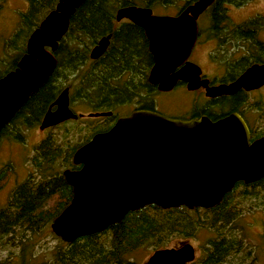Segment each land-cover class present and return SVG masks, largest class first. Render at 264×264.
I'll return each mask as SVG.
<instances>
[{
    "label": "water",
    "instance_id": "1",
    "mask_svg": "<svg viewBox=\"0 0 264 264\" xmlns=\"http://www.w3.org/2000/svg\"><path fill=\"white\" fill-rule=\"evenodd\" d=\"M85 0H58L29 34L16 67L0 77V130L34 94L56 66L54 51L69 20ZM215 0H196L177 16L154 15L146 6L127 5L115 20L127 19L144 29L153 63L147 82L170 91L178 81L187 90L204 88L206 97L234 94L264 85V64H252L229 83L208 85L201 68L188 61L195 44L196 19ZM110 34L98 39L89 57L97 59ZM111 111L89 112L88 117ZM69 106V89H62L43 113L39 129L83 117ZM77 169L62 170L72 188L70 202L50 223L63 242L101 232L129 211L154 204L161 208H209L219 203L238 181L264 177V134L251 140L238 112L215 120L207 116L178 119L149 109L118 116L105 131L96 132L72 155ZM194 260L188 242L154 250L144 264H187Z\"/></svg>",
    "mask_w": 264,
    "mask_h": 264
},
{
    "label": "trees",
    "instance_id": "2",
    "mask_svg": "<svg viewBox=\"0 0 264 264\" xmlns=\"http://www.w3.org/2000/svg\"><path fill=\"white\" fill-rule=\"evenodd\" d=\"M26 1L27 9L20 14V25L7 42L9 47H14L16 39L22 37L25 31L31 32L37 27L58 0ZM176 1L85 0L71 16L67 32L54 52L57 60L54 71L0 130V135L11 126L17 128L23 124L39 123L38 119L66 87L69 89L70 107L78 110L79 106H83L90 112L112 111L118 105L133 102L138 103L134 108L151 109V102L147 99L157 92L147 82L153 63L152 56L141 29L129 22L116 23L115 12L121 6L153 8L158 5L168 6ZM247 1L215 0L212 4L213 20L217 19V11L225 8V4L238 6ZM248 23L253 21L249 20ZM108 34L111 37L105 52L97 59H91L90 47ZM24 52L23 43L19 57ZM237 98L238 94L231 98V102L227 101L232 109H235ZM113 116L100 118L103 122L91 125V133L79 142L69 143L66 133L63 141L48 135L38 143L30 158L35 173L30 172L13 189L6 205L0 209V244H13L17 247L15 241L10 242L14 235L23 237L29 233L32 237L23 243L19 242L17 259L10 254L13 251H9L8 255L0 259V264H138L134 259L138 249L149 247L154 251L166 248L172 237H193L206 227L217 236L209 239L204 256L188 264H234L232 258L237 259L235 263L244 264L250 257L251 248L245 242L248 237L244 236L240 219L235 217L237 212L233 202L237 199L238 202L242 201L241 206L246 203L248 209H252L255 206L254 200L259 199L264 209V177L247 184L236 182L219 203L209 208L189 209L179 206L164 209L154 204L145 205L127 212L121 220L101 232L78 237L70 243L60 240L48 258L27 255L28 249L37 244L32 239L42 233L45 227L49 228L53 218L70 202L72 188L64 180L62 170L79 168V165L72 163L74 151L96 132L107 130L116 119ZM263 134L264 131L260 130L253 133L251 138ZM17 136L18 131L15 134ZM6 168L9 166L0 170V180ZM238 188H241L238 194L233 195Z\"/></svg>",
    "mask_w": 264,
    "mask_h": 264
},
{
    "label": "rangeland",
    "instance_id": "3",
    "mask_svg": "<svg viewBox=\"0 0 264 264\" xmlns=\"http://www.w3.org/2000/svg\"><path fill=\"white\" fill-rule=\"evenodd\" d=\"M184 5L185 1L177 0L175 3L168 6H154L153 12L157 15H169L177 10V7L180 8ZM224 6L225 8L222 9V11L221 8L217 11L218 16L217 19L215 18L214 20L212 11L210 12V8H207L199 16L198 23L200 25L209 22L241 23L249 22V20H252L253 23H264V0H248L238 6L231 4H225ZM26 9V0H2V6L0 8V77L12 69L15 60L20 58L19 50L22 48L23 43L24 47L26 45L27 38L30 34L29 31H25L22 37L16 39L15 46L17 45V47H9L7 44L8 40L20 25V14ZM116 23L119 22L116 21ZM27 33L28 35H26ZM225 46L220 47L219 50L213 51L212 62L205 58L203 54L196 56L197 54H195V52L191 55V60L201 66L203 74L207 77L211 78L217 76L220 72L218 68L220 66L218 64L226 61L230 62L229 66H232L231 63L234 62L237 56L234 55L231 47L225 48ZM92 47H90V50ZM241 58L238 59L236 63H233L232 67H237L236 65H238V67L245 66L248 58L246 56H241ZM232 67L228 70L232 71ZM243 97L245 99V103H243L245 106L244 111L248 110L247 115L252 127H254L256 132L260 130L264 131V89L258 93H250ZM193 98L195 99L192 100ZM147 100H150L154 108L165 114H184L187 113V109L191 107V102L200 106L205 102L204 98L199 94L190 93L186 89L180 88L173 89L171 92H155ZM137 104L138 103L133 102L129 105H118L112 110L113 117L126 115ZM70 108L76 113L84 114V116L79 117V119H69L74 121H66L62 123L61 126L54 127L56 126L54 125L41 130L39 129V124L42 115L38 119L39 123L37 124H23L17 128L11 126L0 135V170L5 168V166H9V168L4 169L3 177L0 180V209L6 205L13 189L23 182L30 172L33 174L35 173L30 163V158L34 155L35 147L43 138L50 135L51 137H58V140L63 141V136L67 133L66 140L69 143L79 142L91 133V125L103 122V120L100 119L102 117H88L86 114L90 111L89 109L83 108V106H79V110L73 106ZM79 128L80 130L78 131ZM17 131L18 136L15 137ZM240 189L241 188L236 189L233 195H237ZM241 204L242 201L238 202L237 199H234L233 206L237 212L235 217L237 216L236 219H240V224L245 233L244 236L248 237L245 242L248 244V247L251 248L249 252L250 257L245 260L244 264H264V209L261 205L262 203L259 199L254 200L255 206L252 207V209H248L249 205L246 203H244L246 204L245 206L243 204L244 207L241 206ZM200 212L202 214V210H200ZM236 233L239 234L240 231H236ZM216 236L217 234L215 232L206 227L203 230H199L193 237L178 235L172 237L168 247H175L182 242H188L194 247L196 259H198L204 256L209 239ZM31 237L29 233H26L23 237L14 235L13 240L10 242L12 243L15 241L17 247L13 244H0V259L8 255L9 251H13L10 254H13V257L17 259L16 255L19 254V242L23 243L24 240L31 239ZM60 240V238L53 234L50 226L49 228L45 227L42 233L37 234L35 239H32V241L35 243L37 242V244L28 249L29 252L27 255L35 254V258L39 256H41V258L43 256L48 258L50 256V251L60 243ZM152 252L153 250L149 247L140 248L134 253V259L138 264H144ZM232 261L234 264H237L235 263L237 261L236 258H232Z\"/></svg>",
    "mask_w": 264,
    "mask_h": 264
},
{
    "label": "flooded vegetation",
    "instance_id": "4",
    "mask_svg": "<svg viewBox=\"0 0 264 264\" xmlns=\"http://www.w3.org/2000/svg\"><path fill=\"white\" fill-rule=\"evenodd\" d=\"M183 1H185V5L181 6L180 8L177 7V10H175L172 14H169L170 16H177L188 5L192 4L196 0H190L189 3L187 2L188 0H183ZM208 8H210V12L213 10L212 5L209 6ZM222 9L224 8H221V11ZM151 11H152V14L157 15L153 12V8H151ZM200 15L201 14H199L196 19V22H197L196 40L191 50V53L188 57V61H191L197 64L196 62L191 60V55L193 54V52H195V54H197L196 56H198L199 54H203L205 55V58H207L209 61L212 62L213 61V56H212L213 51L219 50L220 47H223L225 45H226L225 48L231 47L233 49L232 51L234 55H237L235 57L234 62L231 63L232 66H233V63H236V61L241 58V56H246L248 58V61L246 60L247 64L243 67H238V65H236L237 67L229 66L230 62H226V61L221 64H218L221 68L216 65L220 69V72L217 76H213L211 78L204 75L201 66L197 64L201 68V71H202L201 78H207L209 80L208 85H218L220 83H229L233 81L236 77H238L241 73H243L252 64H255V63L264 64V23H248V22H241V23H229V22L213 23L211 22L210 23L209 22L207 24L205 23L203 25H200L198 23V19ZM117 22L131 23L127 19H122L121 21H117ZM138 27L141 29L142 36L145 39L147 43V47H148V39L145 35L144 29L140 26ZM230 67H232L231 69L232 71L228 70ZM151 86L157 92H161L157 90L156 86L154 85H151ZM177 88L187 90L186 83L183 81H178L176 85L170 91H167V92H171L173 89L175 90ZM263 89H264V85L256 89H252V90H245L241 88L237 90L234 94L220 95L218 97L209 98L205 96L204 88L199 87L197 89L190 90V91L187 90V91L190 93L199 94L200 96L204 98L205 102L201 106L197 104H193L191 102V105H190L191 107L187 109L188 111L187 113L165 114L163 112H160L156 108H154L152 105H151V109L150 108L148 109L157 111L165 116L178 118V119H190V118H198L200 116H207L210 119L215 120L219 117L227 115L230 112H238L242 116V118L245 120L250 130L251 137H252V134L256 133V130L254 129V127H252V124L250 123L248 119V115H247L248 110L244 111L245 106L243 105V103H245L244 102L245 99L243 96L248 95L250 93L251 94L258 93L259 91ZM237 94H238V98L234 104L235 109H232L231 105L228 104L227 101L230 100L231 102L233 100V99L231 100V98ZM194 99L195 98H193L192 100ZM134 109H142V108H133L132 110ZM111 115H113L112 111H111V114L108 116H111ZM214 117L216 118L214 119ZM260 136H257V137H260ZM253 139L251 138V140ZM195 259H196V255H195V249H194V260Z\"/></svg>",
    "mask_w": 264,
    "mask_h": 264
},
{
    "label": "bare ground",
    "instance_id": "5",
    "mask_svg": "<svg viewBox=\"0 0 264 264\" xmlns=\"http://www.w3.org/2000/svg\"><path fill=\"white\" fill-rule=\"evenodd\" d=\"M53 9H54V8H53ZM50 11H51V10H50ZM40 21H41V20H40ZM35 28H36V27H35ZM35 28H34V29H35ZM34 29H33V30H34ZM33 30H32V31H33ZM32 31H31V32H32ZM31 32H30V33H31ZM59 41H60V40H59ZM54 52H55V51H54ZM23 54H24V53H23ZM23 54H22V55H23ZM22 55H21V56H22ZM21 56H20V57H21ZM54 56H55V54H54ZM55 58H56V57H55ZM17 61H18V60H17ZM56 63H57V60H56ZM15 67H16V65H15ZM15 67H14V68H15ZM10 70H11V69H10ZM60 198H61V197H60ZM88 263H89V262H88Z\"/></svg>",
    "mask_w": 264,
    "mask_h": 264
}]
</instances>
